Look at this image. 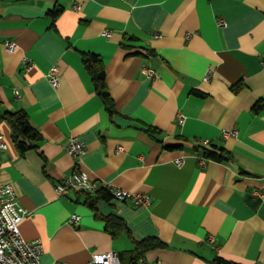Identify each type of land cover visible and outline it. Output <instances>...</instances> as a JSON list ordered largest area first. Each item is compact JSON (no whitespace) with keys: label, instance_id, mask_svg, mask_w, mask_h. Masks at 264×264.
I'll list each match as a JSON object with an SVG mask.
<instances>
[{"label":"crops","instance_id":"obj_1","mask_svg":"<svg viewBox=\"0 0 264 264\" xmlns=\"http://www.w3.org/2000/svg\"><path fill=\"white\" fill-rule=\"evenodd\" d=\"M57 7L53 30L48 13ZM6 41L18 45L16 52ZM83 53L102 58L116 115L97 95ZM54 67L57 89L48 79ZM258 103L264 104V0H0V142L9 146L0 184H13L29 212L21 232L42 241L43 264H89L110 252L127 262L134 242L148 238L166 246L138 264H210L215 256L264 264ZM20 110L42 135L40 149L25 156L1 118ZM233 131L237 137H225ZM72 138L84 143L78 160L66 149ZM184 139L223 146L233 160L201 166ZM76 167L95 182L151 198L149 207L113 198L97 204L103 217L123 220L132 238L113 239L87 194L58 197L57 184ZM74 215L80 220L70 223Z\"/></svg>","mask_w":264,"mask_h":264},{"label":"built area","instance_id":"obj_2","mask_svg":"<svg viewBox=\"0 0 264 264\" xmlns=\"http://www.w3.org/2000/svg\"><path fill=\"white\" fill-rule=\"evenodd\" d=\"M220 26H225V22L220 21ZM104 35H109L106 32ZM6 49L14 53L18 49V45L12 41L5 42ZM26 71L31 69V66L26 60ZM142 73L148 78L155 77V71L149 67H143ZM48 79L51 86L57 89L60 85V70L54 67L48 74ZM186 116L180 113L178 123L184 125ZM238 136L237 131L230 134H225V137ZM203 142V141H202ZM207 143V142H204ZM9 149L8 144L0 142V168L3 163V155ZM67 152L75 160L80 159L85 154L84 143L77 138H72L67 146ZM177 165L182 166L183 159L177 160ZM199 163L204 166L206 159L199 158ZM58 197L66 196L69 192L76 191L85 193L91 197L98 196L100 191H106L111 198L120 202L131 201L136 206L149 207L151 198L147 194H132L127 191L100 184L93 181L89 175L80 170L78 167L72 175L65 178L57 184L55 188ZM29 212L25 210L18 202V195L13 184H0V264H43L41 256L45 249L41 240H27L22 232L21 225L28 217ZM80 220L78 215H74L70 219V223H77ZM52 264H68L63 261H55ZM89 264H122L120 256L116 252L107 254H95Z\"/></svg>","mask_w":264,"mask_h":264},{"label":"trees","instance_id":"obj_3","mask_svg":"<svg viewBox=\"0 0 264 264\" xmlns=\"http://www.w3.org/2000/svg\"><path fill=\"white\" fill-rule=\"evenodd\" d=\"M62 9L57 7L52 11H49L48 16L52 20L51 28L56 30V20L61 14ZM83 64L87 72L92 78L95 91L100 99L106 106L107 111L111 116L116 115L118 112L115 108V104L110 96V92L106 80V68L102 61V58L93 53H83ZM241 85L233 87V91L238 93L241 90ZM199 96H203L202 93H195ZM264 108L263 103H258L255 106V112H259ZM1 118L8 124L11 129L12 144L20 154V156L27 155L30 151L39 150V143L42 141L41 133L32 125L30 119L24 110L17 112H5ZM148 133H154L152 128L147 129ZM186 144H192L194 152L206 159V161H215L219 163H225L233 160V154L225 147L212 144L210 142L204 143L201 140L190 142L188 139L183 140ZM183 147V145H179ZM43 157V154L40 152ZM44 158V157H43ZM111 196L106 191H100L96 198H92L87 195L86 203L95 212V217L105 222L108 233L113 239H118L122 235H128L132 238L133 235L127 226V224L117 217H103L97 210V204L100 200L110 199ZM135 248L128 257L127 262L121 259L122 264H138L151 250L164 248L166 244L159 239L148 238L142 241H135ZM210 264H243L234 260H229L221 256H215L210 260Z\"/></svg>","mask_w":264,"mask_h":264}]
</instances>
